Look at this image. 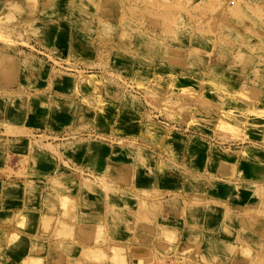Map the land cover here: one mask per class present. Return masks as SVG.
<instances>
[{
  "label": "rangeland",
  "instance_id": "rangeland-1",
  "mask_svg": "<svg viewBox=\"0 0 264 264\" xmlns=\"http://www.w3.org/2000/svg\"><path fill=\"white\" fill-rule=\"evenodd\" d=\"M12 52L53 75H0V102L37 84L73 111L60 134L0 122V191L46 211L0 225V264H264V0H0Z\"/></svg>",
  "mask_w": 264,
  "mask_h": 264
},
{
  "label": "crops",
  "instance_id": "crops-1",
  "mask_svg": "<svg viewBox=\"0 0 264 264\" xmlns=\"http://www.w3.org/2000/svg\"><path fill=\"white\" fill-rule=\"evenodd\" d=\"M9 56L5 55V57L2 59L3 61H6V63H10L8 66H0V75H5L6 79L7 76L10 78V80L15 81L16 75H53L52 70H50V66L47 64V62H44L43 60H38L41 63H39L37 60H34L33 62L36 64V66H31L30 68L23 69L24 62L23 59L20 60V57L16 53H10ZM0 59V64H1ZM39 64V66H38ZM4 77V78H5ZM35 78V76H33ZM47 83V82H46ZM44 84V87L47 86V84ZM33 84H35L33 82ZM4 85V84H3ZM38 85L35 84L34 86H30V90H28V102L24 103L25 106L22 108V105L19 99H16L18 96V92L13 91L12 93L8 91L9 98L7 100H4L0 103L3 104L0 105V122L4 121V129L6 133H14L18 134L20 132L29 131L31 133H38V132H45V134H51L54 133L53 130L57 129L58 125L55 120H53L54 117H57L58 115H54L57 111L54 106L60 101L61 107L59 108L62 112H71L73 111V104L69 102L68 99L64 98L61 94L60 97L58 95L54 96L50 93H42L41 88L37 87ZM39 90V92H38ZM30 91V92H29ZM71 105V106H70ZM12 113V114H11ZM60 113V112H59ZM58 113V114H59ZM53 114V115H52ZM12 115V116H11ZM26 120L27 130H23L18 126L17 124L23 122ZM7 122L9 124H7ZM17 123V124H16ZM64 125V124H63ZM68 124L64 125L65 128ZM60 127V126H59ZM58 127V128H59ZM61 130L59 133L54 134H60L63 131ZM2 129H0V132ZM38 137V136H36ZM16 138V137H15ZM63 139V138H62ZM2 141V145L4 144L7 147L15 146L16 140H10V139H0ZM53 159V157H51ZM51 172L48 174H60V176H63L64 174L68 175V170H59V169H50ZM15 180H13L14 182ZM46 181H49L46 179ZM47 185V184H46ZM68 186V184L66 185ZM9 189L11 188L13 190L12 200L15 202V200H18L20 198L21 189L20 186L15 184H8L7 186ZM47 187L44 186L42 189H46ZM41 189V188H40ZM44 191V190H43ZM78 191V190H77ZM0 225L3 227H6V229H13L16 227V225H19L21 221V216L25 214H30L31 216H37L38 223L37 226H40L41 224V217L46 216V211L43 210L42 214L39 211V215H35V213H32L33 211H25L24 209L21 210L22 207H20V203H15L14 205L10 206L8 203H12L9 198L10 191H0ZM77 199V197H76ZM78 201V200H77ZM8 202V203H7ZM7 204V205H6ZM44 209V207H43ZM78 211V210H77ZM80 211V209H79ZM53 217H57L56 214L52 213ZM62 215V212H60ZM88 222L83 223L82 220L81 223L79 221V217H81V212H76V216L78 218L79 223L76 224L77 226V235L76 240H79L80 243H94L96 242V237L94 234L97 232H100L103 228V225H101V222L104 220L103 217L100 218V215L97 214L94 207H92L90 213L88 214ZM50 216V215H48ZM47 216V217H48ZM36 217V218H37ZM80 225V226H79ZM184 226V225H183ZM205 226L209 229L207 232L213 231L214 229H218V227L222 226V222H213V221H205ZM53 233V232H52Z\"/></svg>",
  "mask_w": 264,
  "mask_h": 264
}]
</instances>
